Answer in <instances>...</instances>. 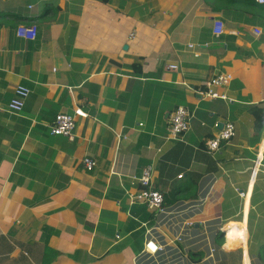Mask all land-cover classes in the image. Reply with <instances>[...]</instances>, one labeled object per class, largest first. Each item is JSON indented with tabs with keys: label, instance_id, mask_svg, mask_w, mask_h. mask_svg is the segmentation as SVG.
Segmentation results:
<instances>
[{
	"label": "crops",
	"instance_id": "1",
	"mask_svg": "<svg viewBox=\"0 0 264 264\" xmlns=\"http://www.w3.org/2000/svg\"><path fill=\"white\" fill-rule=\"evenodd\" d=\"M31 20L35 38L18 37ZM218 72L233 74L217 88L227 99L204 93ZM19 84L30 93L14 114L6 104ZM177 106L189 129L174 136ZM255 107L264 115L263 5L0 0V264H260ZM76 108L87 116L73 138L52 135L54 115ZM226 120L235 136L209 151L204 140ZM146 164L162 211L129 200ZM148 240L159 245L153 255Z\"/></svg>",
	"mask_w": 264,
	"mask_h": 264
},
{
	"label": "built area",
	"instance_id": "2",
	"mask_svg": "<svg viewBox=\"0 0 264 264\" xmlns=\"http://www.w3.org/2000/svg\"><path fill=\"white\" fill-rule=\"evenodd\" d=\"M258 4H264V0H254ZM213 33L219 35L223 31V22L220 19L213 21ZM255 35L261 34V29L252 28ZM15 33L18 37L27 39H34L37 33V27L34 22L28 24H20L16 27ZM170 68H176V65H170ZM233 79V74L229 72H218L210 80L204 83V93L210 98L227 99L224 93H220L217 88L228 85ZM30 93V88L19 84L13 88V96L6 104V109L10 113L18 114L22 111L25 100ZM188 110L183 106L175 107L169 117L168 129L172 135L178 136L184 134L189 129V114ZM86 113L76 108L73 113L57 112L51 124L49 125V132L52 135H62L67 138H73V132L76 124V117H86ZM141 125V124H140ZM235 136V124L230 121H224L222 128L211 138H206L204 144L211 152L219 149L221 142H228ZM262 159L261 153L257 155V167L260 165ZM84 168L91 170L96 166V161L91 156H84L82 158ZM260 170L264 175V165L260 166ZM153 166L146 164L140 170L135 180L138 183L137 191L130 196L131 203L143 204L150 211H162L163 194L159 191L152 182ZM243 195V193H241ZM159 250V245L154 241L148 240L144 243L143 251L149 255L155 254Z\"/></svg>",
	"mask_w": 264,
	"mask_h": 264
},
{
	"label": "trees",
	"instance_id": "3",
	"mask_svg": "<svg viewBox=\"0 0 264 264\" xmlns=\"http://www.w3.org/2000/svg\"><path fill=\"white\" fill-rule=\"evenodd\" d=\"M98 1L104 2V3H110L112 0H98ZM232 1L237 2V3H244V2L251 3V4L256 3L254 0H232ZM125 2H126V0H118L119 7L121 8ZM256 5H258V6L263 5L264 6V4H258V3H256ZM50 8L51 7H49V6L46 7V12H48L50 10ZM31 22H33V20H31ZM262 111L263 110L261 108L258 109V107H255L252 109L255 127L258 130H261L264 127V115L261 114ZM256 256H257L260 264H264V242L259 246V250L257 251Z\"/></svg>",
	"mask_w": 264,
	"mask_h": 264
}]
</instances>
